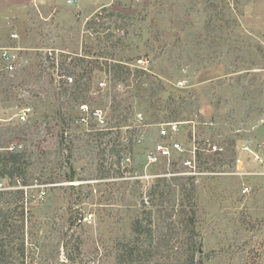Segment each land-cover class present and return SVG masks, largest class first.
I'll list each match as a JSON object with an SVG mask.
<instances>
[{
    "label": "rangeland",
    "instance_id": "obj_1",
    "mask_svg": "<svg viewBox=\"0 0 264 264\" xmlns=\"http://www.w3.org/2000/svg\"><path fill=\"white\" fill-rule=\"evenodd\" d=\"M71 1L0 0V55L19 49L15 72L0 61V155L24 154L29 181L0 180L23 236L6 264H264V0ZM73 58L93 68L77 104ZM149 215L150 253L121 261Z\"/></svg>",
    "mask_w": 264,
    "mask_h": 264
},
{
    "label": "trees",
    "instance_id": "obj_2",
    "mask_svg": "<svg viewBox=\"0 0 264 264\" xmlns=\"http://www.w3.org/2000/svg\"><path fill=\"white\" fill-rule=\"evenodd\" d=\"M65 58L69 59V56H64ZM72 62L74 63V67L76 69H79V71H81V73H79V75L74 74V73H70L69 69H64V65L62 70L65 71V74L63 76L69 75L68 78H71L72 83H68V85H73V87H75V91L72 94L73 96V100L75 101V103H79V100L82 98V94H84L85 92H88L91 89V73L93 68L89 67L90 62H87L85 59L83 58H73ZM112 72H114L115 77H116V81H118L120 78H122L124 75L125 76H130L131 72L126 69L124 66H115L112 70ZM71 75H76L77 76V80H73ZM88 77V78H87ZM80 80V81H79ZM85 81V82H84ZM69 89H64V91L68 92ZM116 102V101H115ZM82 106V105H80ZM79 106V108H80ZM132 104H130L129 107H126L125 109L122 108V103L118 102L114 107V112H123L125 114H132ZM131 107V108H130ZM128 111V113H126L125 111ZM120 113V114H121ZM118 115L117 118L121 119L120 122H116L114 124V127L117 129L127 125V122L129 120L128 116H122V115ZM136 116V115H135ZM143 117V115L141 116ZM70 119V118H69ZM85 118H80L77 120H73L74 122H77L78 124H83L85 123L84 121ZM112 131H108V133H110ZM102 133V132H101ZM115 147H117L116 144H114ZM122 146V145H121ZM113 152H116V155L118 157V162L119 165L122 166L123 162H125L126 158L125 155L123 154L122 149H113ZM112 152V153H113ZM24 154L16 152V153H10V154H2L0 155V180L3 179H10L12 181H14L15 179H17L18 177H20L22 179L21 182H19V187H27L29 184V181L26 179L25 174L23 175L21 172V158L23 157ZM69 159V158H68ZM68 167L70 169H72V164L70 162H67ZM22 174V175H21ZM24 176V177H23ZM165 182V180H163ZM16 182H13V185H16ZM37 187V186H36ZM19 195H23L24 196V190H18L17 192H15ZM9 193H5V192H0V199L3 198V196L8 195ZM153 196H156V192H152ZM161 196V205L163 206V194H159ZM150 196V195H149ZM23 198V197H22ZM150 198V197H149ZM174 196L172 195V199H170V203L168 204L170 207H172V209H174V200H173ZM166 210V208H164V211ZM173 211V210H172ZM172 211H170V213H173ZM167 212V211H166ZM168 213V212H167ZM8 215H5L3 208H0V264H6L7 261V257L6 254L8 253V250L11 249V251L14 252V247H15V243L17 240L21 239L23 236H17V237H13L11 235V233H9L11 231V228L17 227L14 226V224L10 223L7 217ZM169 217L172 216V214L168 215ZM150 220V221H148ZM143 221H145L143 223ZM146 223V225H145ZM152 224H151V216L149 215L148 218H142L137 219L134 224H133V233L135 235L134 241H133V245H124L122 247V251H121V261H123V259H129L132 260L133 257H137L140 256L146 252L150 253L148 250L151 248V244L149 245H144L141 240L139 239L141 236L146 235V233H151L152 230ZM17 229V228H16ZM24 229V228H21ZM19 230V229H17ZM151 236V235H150ZM15 244V245H14ZM11 247V248H10ZM20 249H23L24 251V244H22L21 246H19V248H17L15 251L17 253V255H19V259H22V255H24V252L20 251ZM153 249V248H152ZM152 254V253H151ZM24 261H22L23 263Z\"/></svg>",
    "mask_w": 264,
    "mask_h": 264
},
{
    "label": "built area",
    "instance_id": "obj_3",
    "mask_svg": "<svg viewBox=\"0 0 264 264\" xmlns=\"http://www.w3.org/2000/svg\"><path fill=\"white\" fill-rule=\"evenodd\" d=\"M69 3H72L71 0H69ZM18 36L12 35L13 39H16ZM19 49L15 48V47H10V48H2V53L0 55V61L3 63L2 69L5 70V72L8 73H13L17 70V65L19 64V56L17 54V51ZM143 67L146 65L143 62H141ZM82 110L83 111H87L88 107L87 106H82ZM28 113L29 110H25L23 111V115H21L20 119L22 121H26L28 119ZM95 118L98 120L99 123L105 124V120L102 119V115L99 111L94 113ZM180 124H172L169 127V131L165 132L164 135H166L168 132V134L171 135H175L178 130H179V126ZM142 140L139 139L138 142H141ZM173 150L179 151V152H183L185 151L184 148L181 146V144L178 143H174L171 147L165 146L164 144H158L155 146L154 151L149 154V156H147V160H148V165H153L155 163H157L159 161V159H168L170 160L172 157V152ZM127 159V158H126ZM131 159L125 160L130 162ZM184 164L186 166H190L192 165V162L190 161H186L184 162ZM195 165V164H194ZM2 186V185H1ZM0 191H3L2 189H0Z\"/></svg>",
    "mask_w": 264,
    "mask_h": 264
},
{
    "label": "crops",
    "instance_id": "obj_4",
    "mask_svg": "<svg viewBox=\"0 0 264 264\" xmlns=\"http://www.w3.org/2000/svg\"><path fill=\"white\" fill-rule=\"evenodd\" d=\"M35 0H31V3H34Z\"/></svg>",
    "mask_w": 264,
    "mask_h": 264
}]
</instances>
